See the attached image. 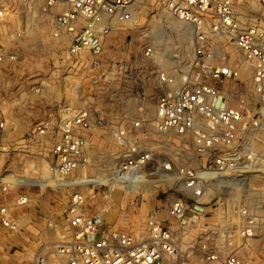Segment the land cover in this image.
<instances>
[{
	"label": "built area",
	"instance_id": "1",
	"mask_svg": "<svg viewBox=\"0 0 264 264\" xmlns=\"http://www.w3.org/2000/svg\"><path fill=\"white\" fill-rule=\"evenodd\" d=\"M143 1L44 0V11L55 8L51 34L64 43L67 77L98 65L109 34L117 25L133 27ZM151 1L162 11L151 12L160 15L157 22L165 14L175 39L188 42L190 52L159 62L152 109L117 122L111 130L120 144L117 161L94 182L127 192L161 184L169 192L163 213H150L145 227L134 231L83 210L82 177L75 172L90 163L89 131L105 122L82 105L59 122L34 127L49 139L52 176L61 181L55 185H74L65 205L67 236L54 250L38 252L34 264H264L253 249L256 239H264L263 216L251 208L258 202L240 201L234 193L262 169L264 0H257L255 14L237 11L234 0ZM6 37H0V62L15 58ZM143 53L157 58L152 38ZM4 127L0 120V135ZM162 133L175 134L179 150L158 160L148 142ZM73 173L74 184L68 183ZM33 184L47 185L42 179ZM10 201L0 203V226L14 231L10 205L26 203L29 194L17 192Z\"/></svg>",
	"mask_w": 264,
	"mask_h": 264
},
{
	"label": "rangeland",
	"instance_id": "2",
	"mask_svg": "<svg viewBox=\"0 0 264 264\" xmlns=\"http://www.w3.org/2000/svg\"><path fill=\"white\" fill-rule=\"evenodd\" d=\"M234 1L242 13L255 14L252 9L261 8L257 0ZM43 4L44 0H0V37L6 40L9 35L15 51L13 60L0 62V120L5 123L0 135V203L10 204L17 192L29 194L26 203L10 205L18 228L7 231L0 226V264H34L38 252L54 250L67 236L65 205L74 185H55L61 181L52 176L50 142L34 130L38 123L59 122L82 105L96 109L105 122V127L96 125L89 131L90 163L75 172L82 177L78 188L85 194L82 207L87 214L99 212L110 226L140 231L150 213H163L162 202L169 193L154 182L127 192L120 186L97 187L94 181L117 161L120 144L111 130L117 122L152 109L159 93L155 78L159 62L176 53L189 54V43L179 44L165 14L157 22L160 15L151 12L162 13L161 9L144 0L136 8L133 27L117 25L109 34L99 64L74 69L70 78L64 43L51 34L55 8L44 11ZM150 38L157 58L143 53ZM176 143L172 133L148 142L158 160L178 151ZM260 161L261 173L248 175L234 193L240 201L258 202L251 208L264 220V156ZM71 178L68 183L74 184V173ZM40 179L47 185L33 184ZM256 240L253 249L264 255V239Z\"/></svg>",
	"mask_w": 264,
	"mask_h": 264
},
{
	"label": "crops",
	"instance_id": "3",
	"mask_svg": "<svg viewBox=\"0 0 264 264\" xmlns=\"http://www.w3.org/2000/svg\"><path fill=\"white\" fill-rule=\"evenodd\" d=\"M10 240V239H9Z\"/></svg>",
	"mask_w": 264,
	"mask_h": 264
}]
</instances>
